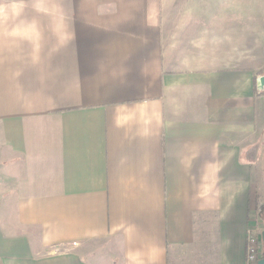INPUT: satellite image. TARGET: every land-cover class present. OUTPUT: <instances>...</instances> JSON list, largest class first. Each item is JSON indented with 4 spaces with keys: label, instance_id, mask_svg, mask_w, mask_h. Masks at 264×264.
<instances>
[{
    "label": "crops",
    "instance_id": "1",
    "mask_svg": "<svg viewBox=\"0 0 264 264\" xmlns=\"http://www.w3.org/2000/svg\"><path fill=\"white\" fill-rule=\"evenodd\" d=\"M69 1L0 0V264H244L264 87L235 28L168 0Z\"/></svg>",
    "mask_w": 264,
    "mask_h": 264
},
{
    "label": "rangeland",
    "instance_id": "2",
    "mask_svg": "<svg viewBox=\"0 0 264 264\" xmlns=\"http://www.w3.org/2000/svg\"><path fill=\"white\" fill-rule=\"evenodd\" d=\"M65 0H28L27 16H66L71 4L62 5ZM119 0H93L82 7L85 13L91 11L93 5L100 13L114 11ZM171 6L170 16H221L220 24L229 31L235 28L236 50L234 59L248 65L253 71L255 90L258 87V75L264 72V0H168ZM60 2V5H58ZM72 5L78 6L76 0ZM164 16V10L161 11ZM19 11L13 8V16ZM23 14V6H22ZM250 14V16H248ZM223 16V17H222ZM262 89V88H261ZM260 166H254L257 168ZM261 182V181H260ZM259 182V183H260ZM258 217L264 221V210ZM260 225V220H257ZM261 226V225H260Z\"/></svg>",
    "mask_w": 264,
    "mask_h": 264
},
{
    "label": "built area",
    "instance_id": "3",
    "mask_svg": "<svg viewBox=\"0 0 264 264\" xmlns=\"http://www.w3.org/2000/svg\"><path fill=\"white\" fill-rule=\"evenodd\" d=\"M260 207H258V214ZM264 229L257 223L253 222L247 225L245 233V261L244 264H257L258 260L264 257V246L262 240V231Z\"/></svg>",
    "mask_w": 264,
    "mask_h": 264
},
{
    "label": "water",
    "instance_id": "4",
    "mask_svg": "<svg viewBox=\"0 0 264 264\" xmlns=\"http://www.w3.org/2000/svg\"><path fill=\"white\" fill-rule=\"evenodd\" d=\"M258 87L260 89L264 87V74L258 77ZM262 240H263V246H264V230L262 231ZM257 264H264V257L260 258Z\"/></svg>",
    "mask_w": 264,
    "mask_h": 264
},
{
    "label": "trees",
    "instance_id": "5",
    "mask_svg": "<svg viewBox=\"0 0 264 264\" xmlns=\"http://www.w3.org/2000/svg\"><path fill=\"white\" fill-rule=\"evenodd\" d=\"M254 85H255V84H254ZM254 87H255V86H254ZM262 210H264V204H263V206L261 205V209H260V211H259V214H261Z\"/></svg>",
    "mask_w": 264,
    "mask_h": 264
}]
</instances>
